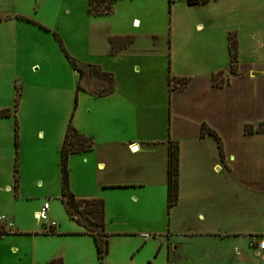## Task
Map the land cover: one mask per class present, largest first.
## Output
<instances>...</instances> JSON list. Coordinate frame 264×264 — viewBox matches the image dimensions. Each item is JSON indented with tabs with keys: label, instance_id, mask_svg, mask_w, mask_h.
I'll return each instance as SVG.
<instances>
[{
	"label": "rangeland",
	"instance_id": "rangeland-1",
	"mask_svg": "<svg viewBox=\"0 0 264 264\" xmlns=\"http://www.w3.org/2000/svg\"><path fill=\"white\" fill-rule=\"evenodd\" d=\"M236 1V12H220L205 21L203 14L216 6L213 1L205 7L184 0H116L109 13L93 16L88 0H0V215L7 216L6 211L12 208L28 229L19 237L8 235L16 238L13 245L19 247L18 252L0 241V264L43 261L50 254L57 255L58 248L65 264H82L79 255L85 257L87 249L91 251L90 244L94 248L92 264H97L93 240L78 234L84 227L71 219L60 198L54 197L58 173L61 186L60 146L68 125L85 135L95 132L96 138L118 131L140 145L146 140L151 145L146 149L141 145L142 151L135 155L146 159L161 158L165 139L171 136L181 143L184 165L188 155L196 154L190 136L200 121L216 124L231 146L238 142L241 122L230 119V112L228 117L221 116L218 108L241 89V84H230L226 93L211 91L208 86L212 72L229 68V35L236 40L239 71H247L252 64L255 69L264 65V9L252 8V4L242 8V0ZM199 21L208 25L201 30L196 25ZM236 29L242 30V35ZM251 32L258 43L248 35ZM127 35L135 39L120 51L125 57L110 55L108 39ZM254 58H258L256 62ZM73 61L77 62L76 70ZM102 71L114 78L115 91L110 95L96 94L105 92L109 83L110 77ZM220 79L221 75L215 74L213 82ZM216 114L220 116L217 119ZM245 116L251 113H243ZM207 127L204 124L205 130ZM196 142L204 148L203 142ZM80 153H71L67 159L71 193L72 189L86 193L85 184L92 176L90 164H81ZM132 160L125 149L124 161ZM15 178L32 194L11 204L4 192L9 180L13 192ZM156 187H150L155 222H146L150 220L147 213L140 215L138 209L127 207L125 216L136 217L130 228L136 224V229L166 231L165 195H157ZM103 191L113 192L114 200L105 221L118 227L111 216L117 201L125 202L126 190ZM43 199L51 206L49 219L60 221L67 231L64 234H31L34 227L44 230V222L34 214ZM74 216L82 218L79 213ZM157 237L132 232L112 237L103 264H165V252L155 254ZM82 240L88 247H82Z\"/></svg>",
	"mask_w": 264,
	"mask_h": 264
},
{
	"label": "crops",
	"instance_id": "crops-1",
	"mask_svg": "<svg viewBox=\"0 0 264 264\" xmlns=\"http://www.w3.org/2000/svg\"><path fill=\"white\" fill-rule=\"evenodd\" d=\"M184 1L187 2V0ZM212 1L215 2L216 6L211 12L203 14L206 17L205 21H211L208 18L218 15L220 12L222 14L236 12V0H193V3L187 2V4L204 5L206 7ZM241 3L242 8H247V5L252 4V8L264 9V0H242ZM196 25L202 30L208 24L206 25L199 21ZM232 28L233 25L230 29ZM237 32H239L238 29H236ZM239 33L242 35V30ZM253 34L251 32L248 35L256 43L257 38ZM133 38L135 39V36ZM209 44L206 43L207 46ZM109 48L110 55L118 54V59L125 57L119 54L124 47L115 53L111 52V44H109ZM257 59L254 58V62ZM253 66L254 64H252V67L249 66L247 71L243 73L239 71L240 67L236 66L235 71L231 72L229 63V68L226 72L223 70L212 72L209 79L210 84L208 83L211 91L225 93L229 92L228 89L231 86H228L230 84H241V89L234 93L228 101L225 99L226 102L224 104L221 103L218 108L221 116L228 117L227 114L230 112L231 116H233L230 119H233L234 122H241L237 143L231 146L218 132L216 124L206 120L200 121L199 126L205 124L217 133L221 146L220 148L218 147L216 140L208 135L205 132L206 130L204 135H201L199 127L190 136L191 145L194 146L196 154L188 155L185 158L184 165L183 158H180L181 143L171 136L167 137V139L174 140L178 144L179 172L177 202L169 210L166 207V216L164 215L166 231L153 232L136 229V224H132L133 228H130V222H134L136 217H129L130 214L125 216L127 207H130L131 210L138 209L140 215L147 213L146 219L150 220L146 222H155L156 217L152 214L153 209H151L154 196L152 197L153 190L150 187L157 186V195L162 192L165 195L166 202V145L163 147L161 158L146 159L142 156L140 158L135 156L142 151V146L146 149L149 144L151 145L146 140L141 141L143 143L141 146L138 141H129L124 133L118 131L113 134H104L103 137L98 136L99 138H96L97 134L95 132L91 135L88 134L93 141L95 139L93 147L80 154L83 155L81 164H90L92 176L85 184L86 193H79L72 189L73 195L80 199H103L104 214H106L109 207L112 206L111 203L114 204V200H112L113 195H111L113 192H105L103 190H126V192H123L125 194V202L118 200V205L113 209L114 215L111 216V220L115 219V222L120 225L111 227L105 221V231L108 233V251L109 245L111 246L112 244V237L126 236L129 232L136 235L149 233L158 236L157 239L155 238L157 240L155 254L157 256L165 252V264H264V247L261 249L257 248L259 241L264 242V133L245 134L243 130V126L246 123L257 124L264 122V65L259 69H255ZM215 74L221 75L220 81L216 83L212 81ZM222 80L223 82H221ZM114 91L115 87L111 93H114ZM249 112L251 116L243 117V113L248 115ZM252 113L255 114L254 117ZM219 117L217 115L216 119ZM213 122H216V120ZM198 140L203 142L207 151L198 147L199 143L196 142ZM133 146H136L135 151L132 149ZM237 146L238 149L236 148ZM125 149L129 150L130 158H133L130 163L124 161ZM127 167L129 168L127 169ZM58 175L59 173L56 181L54 180L55 188H58V191L55 192L56 196H54L56 199L60 198L59 195L61 194ZM12 183L9 180V183L5 186V191L7 192H4L11 204L29 198L28 196L32 194L29 193L31 192L30 190L23 188L22 180L18 182V179L14 180L12 192V190H9L12 189L10 186ZM36 199L38 200L39 197L37 196ZM44 201L43 199L42 203ZM128 203L131 206H127ZM38 206L41 207L42 204L39 202ZM50 207L49 204V209ZM38 210L34 212L36 213ZM6 212L8 217L5 214H1L0 218L1 216L10 217L9 219L13 225L10 230L16 231V233L1 235L0 241H5L9 246L11 245L10 247L8 246L9 248L13 246L12 251L18 252L19 247L16 244L13 245V241L16 238L8 235L19 237V235L24 234L23 232H27L28 229H25L22 225L23 223L18 221L17 215L12 208ZM121 226L123 227L121 228ZM43 229L45 228L43 227ZM54 229L56 233L52 234L45 233L44 230L38 231L34 227L31 234L59 236L67 232L60 221ZM71 229L72 227H70L69 231ZM82 235L93 240L89 234H80V236ZM80 243L82 247H88L86 240H82ZM90 247L91 251L89 252L87 249L85 257H83V254L82 256L79 255L82 259V264L93 263L94 248H92L91 244ZM57 250V255L55 253L50 254L43 261L32 260V264H47L53 258H60L61 249L59 250L58 248ZM107 255L104 257L103 263H105ZM63 264H65V260ZM151 264L161 263L152 261Z\"/></svg>",
	"mask_w": 264,
	"mask_h": 264
},
{
	"label": "trees",
	"instance_id": "trees-1",
	"mask_svg": "<svg viewBox=\"0 0 264 264\" xmlns=\"http://www.w3.org/2000/svg\"><path fill=\"white\" fill-rule=\"evenodd\" d=\"M116 0H88L89 13L94 16L107 14L111 11L113 3ZM188 3H193V0H187ZM59 40V38H57ZM228 48L230 53V71L234 72L236 69V40L234 35L228 36ZM60 41V40H59ZM111 42V52L115 53L119 49L125 47L133 41L132 36H113L109 39ZM73 69L76 70L77 62L72 63ZM92 68H99L97 65H91ZM100 69V68H99ZM103 74H107L109 78V83L107 89L103 93H96L97 95L110 94L113 90V76L110 73L102 71ZM215 76V75H214ZM214 76L212 81L214 80ZM186 79V77H184ZM187 82V79L185 80ZM2 115H7V113H2ZM243 130L245 134L252 133H264V122L257 123L256 127H252L249 124H244ZM204 124L200 126V134L204 135ZM208 135L212 136L218 147L221 146V141L217 133L207 127L205 131ZM16 136V135H15ZM15 146L17 145L16 138L14 141ZM94 141L92 137L80 133L73 126L68 125L66 127L64 138L60 146V174H61V194L60 200L71 219H74L79 224L84 227V231L78 234H89L94 241L96 254H97V264H103V259L108 253V233L105 231V214H104V201L101 198H88L80 199L76 198L70 191L68 187V175L69 168L67 166L68 155L71 153H80L92 149ZM178 151L179 147L176 141L167 139L166 140V203L167 210L177 202L178 198ZM221 152V150H220ZM17 178H15V181ZM73 209V211H71ZM74 213H79L82 218L75 217ZM45 233H56L54 228L44 229ZM16 233V231H11L10 229H5L3 224L0 222V236ZM47 264H63L62 259L57 257L51 259Z\"/></svg>",
	"mask_w": 264,
	"mask_h": 264
},
{
	"label": "built area",
	"instance_id": "built-area-1",
	"mask_svg": "<svg viewBox=\"0 0 264 264\" xmlns=\"http://www.w3.org/2000/svg\"><path fill=\"white\" fill-rule=\"evenodd\" d=\"M48 211H49V202L45 200L42 203V206L40 207V209L35 213L36 219L40 222H44L43 227L46 230L56 228L57 226V222L55 220L49 219ZM0 222L3 224V227L5 229H11L13 226L12 221L9 218H6L4 216H1ZM261 247H264V242L259 241L257 244V248L259 249Z\"/></svg>",
	"mask_w": 264,
	"mask_h": 264
}]
</instances>
